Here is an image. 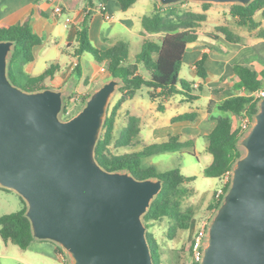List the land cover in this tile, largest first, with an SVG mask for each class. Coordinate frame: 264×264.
<instances>
[{"label":"water","instance_id":"water-1","mask_svg":"<svg viewBox=\"0 0 264 264\" xmlns=\"http://www.w3.org/2000/svg\"><path fill=\"white\" fill-rule=\"evenodd\" d=\"M247 6L253 0H156ZM15 43L0 40V188L25 203L36 240L56 244L69 264H154L143 215L163 187L159 177L106 170L95 157L109 102L120 85H99L61 120L68 88L27 91L8 75ZM244 149L206 226L198 264H264V97Z\"/></svg>","mask_w":264,"mask_h":264},{"label":"trees","instance_id":"trees-1","mask_svg":"<svg viewBox=\"0 0 264 264\" xmlns=\"http://www.w3.org/2000/svg\"><path fill=\"white\" fill-rule=\"evenodd\" d=\"M83 2V19L80 21L75 35V43L72 46V56L77 60L88 53L97 63L103 65L110 78L119 80L117 88L119 98L107 113L102 134L95 148V157L98 162L108 171L126 170L139 179L155 176L163 181V187L150 204L149 209L143 215V221L148 229L155 222L161 219H168L167 238L171 240L176 231L188 230L194 218L195 211L191 206L182 208V199L191 195V190L187 185L195 177L184 175L179 168H172L166 171H157L155 166L143 165V161L149 157L165 152L190 153V145L180 142L177 136H169L167 140L142 144L140 134V116L133 113L127 114L126 124L114 136L115 118L117 111L123 102L133 97L137 90L146 87L151 98H170L176 94H183L187 100H195L198 95L191 92L192 82H187L179 77L183 54L187 45L197 41L200 36L217 39L223 35L228 41L235 40L236 37L226 26L216 27V32H203L196 28L200 21L206 16L194 12H178L174 9L176 5L162 7L155 1V12L150 16L142 18V27L147 33H161L158 42L145 36L140 46V50L131 59L129 56V44L124 40L115 41L109 48L100 49L95 47L89 39V23L93 14L94 4L92 0H80ZM122 10H127L136 0H116ZM210 3H201L206 10ZM264 6V0H253L247 6L231 4L229 15L238 25L253 29L257 26L254 20L255 14ZM103 13L104 11L101 10ZM264 15V14H263ZM0 40H11L15 43L13 51L9 57V78L17 86L27 90H39L45 88V80L52 79L59 70V65L53 63L49 65L41 74L31 76L25 73L16 64L23 65L33 59V47L40 44L43 38L32 32L27 23L0 26ZM206 54L195 63L197 76L204 80L207 73L203 67ZM258 61V57H250L234 64L233 71L238 78V82L233 87L235 90H242L243 94H232L221 100L209 99L206 109L209 118L216 121L210 133L204 136L206 150L212 155L210 165L202 170L205 177L222 179L223 175L230 171L235 161L242 155L238 147L243 132L237 126L233 128L231 116L243 118L252 115L257 111L259 99L252 94L262 86V80L258 79V72L252 62ZM132 63V65H131ZM142 69V72L139 71ZM75 79L82 76V68L77 62L73 68ZM264 76V70L261 71ZM84 84L88 80H83ZM201 86H199L200 90ZM89 94L83 97L82 103ZM69 100L70 97H67ZM66 103L62 113L66 112ZM159 111L162 107L158 106ZM195 112H187L172 118L173 122L194 120ZM115 147L132 148L141 146L139 150L119 155L113 154L109 145ZM229 183L221 185L219 198L215 193L209 207L214 210L220 204L222 195L227 190ZM7 192L10 190L2 189ZM22 201V207L10 213L0 215V237L4 241H9L22 249H25L35 239L32 236L29 220L25 216L26 206ZM148 242L154 264H160L161 253L155 238L147 231ZM192 248V241H191ZM190 248V251H191ZM57 252L63 257L64 253L59 247ZM191 264H198L192 261Z\"/></svg>","mask_w":264,"mask_h":264},{"label":"crops","instance_id":"crops-1","mask_svg":"<svg viewBox=\"0 0 264 264\" xmlns=\"http://www.w3.org/2000/svg\"><path fill=\"white\" fill-rule=\"evenodd\" d=\"M92 2L94 11L90 19L88 33L91 43L97 48L107 49L117 40L128 42L127 37L130 35L136 36L141 46L143 32L146 37L152 39L159 38L162 35L161 33H147L142 27V18L155 12L154 0H136L127 10H122L116 0H92ZM56 6H60L62 9V13L59 15L54 13ZM83 6L84 4L80 0H0V26L27 23L32 32L43 38L40 44L33 47L32 61L23 64L24 72L36 76L53 63L59 65V70L52 79L45 80L46 87L53 89L68 88L65 84L70 78H74V74L71 72L74 62H78L82 68L81 79H86L88 82L92 79L89 78L83 66V56L80 60L72 56L76 30L84 15ZM101 8H104V11L111 15L110 20L103 18ZM221 10V8H213L207 11L206 22L209 23V27L205 32L213 31V28L218 24L226 25ZM263 14L264 6L254 16L257 26L253 29L241 25L234 29L226 25L228 30L236 37L235 40L228 41L223 35H219L217 39L200 36L197 41L187 45L181 65L186 64L195 73V63L203 54H206L203 67L207 77L202 80L196 74L198 79L190 81L194 89L191 94L198 95L197 99L187 100L183 94H176L170 98H151L150 89L141 87L132 98L123 102V104L127 103L126 110L130 107L131 111L140 112L138 107H143L149 102H157V107L159 105L162 107V111L158 109L161 116L156 121L148 119L142 125L140 121V135L143 136V139L140 138V140L143 144L158 143L167 140L169 136H177L180 142L190 145V148H188L190 153L182 152L181 154L195 157L197 163L201 164L203 169L211 164L212 155L206 150V141L202 148L199 149L197 146L198 139H204V136L210 133L216 124L215 120L209 118L206 109L209 99L221 100L232 94H243L242 90H233L238 82L233 66L237 62L250 57L256 56L263 62L253 60L252 65L258 72V79L262 80V86L264 85V76L261 74V71L264 70ZM101 20L107 22L110 26L103 28ZM222 21L223 23L220 24ZM156 41L158 42V39ZM134 55L130 58L132 59ZM66 57L70 59L69 62H67ZM60 60H64V69L59 64ZM96 65V70L99 71L103 67L101 64L96 63ZM139 71H141L140 68ZM94 74L96 73L94 72ZM47 81L50 82V85H46ZM195 84L197 87H194ZM199 86H201L200 90L198 89ZM202 98L204 104L199 107L197 104ZM167 112H170V114L164 116ZM187 112H195V119L172 121V118ZM231 118L233 128H236L240 118L237 116H231ZM217 180L220 186L221 180ZM218 188H214V190ZM203 219L200 220L198 217L194 224L191 222L189 229L192 230L193 235L200 227ZM3 246L4 256L20 264H63V258L57 252L58 246L51 241L35 239L27 248L22 249L9 241L3 240Z\"/></svg>","mask_w":264,"mask_h":264},{"label":"rangeland","instance_id":"rangeland-1","mask_svg":"<svg viewBox=\"0 0 264 264\" xmlns=\"http://www.w3.org/2000/svg\"><path fill=\"white\" fill-rule=\"evenodd\" d=\"M156 1V0H154ZM174 9L178 12H194L198 14H204L207 18V11L213 8H221L220 11L222 13L223 18H225L224 24L231 26L232 28L236 29L240 25H238L235 20L229 15L230 4H214L210 3L206 7V10L201 6L199 2H192V1H183L177 4ZM172 6V5H171ZM228 13V14H227ZM226 15V16H225ZM206 18L203 21H200L196 26L197 29L204 31L209 27V23L206 22ZM224 20V19H223ZM223 21L220 23L222 24ZM101 24L103 28H107L110 25L101 20ZM226 25H217L213 28V31L216 32V27L218 26H226ZM227 27V26H226ZM154 40L159 39L158 37L153 38ZM127 41L129 42V54L130 57L136 54L140 50V42L137 40L136 36H128ZM67 62L70 61L69 58L66 57ZM59 64L61 65L62 69H64V60H60ZM17 67L21 68L23 71V65L20 63L16 64ZM83 66L87 71V75L89 78H92L88 84H84L83 79H75L70 78L67 81L66 87H68V91L64 94V102L66 103V112L63 114L62 112L59 114L61 120L68 119L75 114H77L80 109L82 108L83 104L82 100L87 94H91L94 89H96L102 83L108 81L110 76L107 72H100L97 69L96 62L92 59V57L86 53L83 55ZM73 73V70H71ZM94 72L96 74H94ZM142 72V69H141ZM180 78L184 79L185 81H196L198 77L193 69L189 68L186 64L181 65L180 70ZM46 85H50V82L47 81ZM118 88V87H117ZM205 92V91H204ZM203 92V93H204ZM67 97H70L68 100ZM119 98V93L116 89V92L112 96L108 111L111 107L115 104L117 99ZM85 102V101H84ZM126 104L122 103L120 108L117 111V115L115 118V128H114V136L116 137L119 133V130L126 124L127 121V114L132 112L134 114H138L140 116L141 125L147 122L148 119L150 120H157L159 116H161V112L158 111L157 102H149V104L143 105V107H138L139 111H131L132 109L126 110ZM204 104V99H200L198 101V106ZM188 109V108H186ZM188 111V110H187ZM170 112L164 114V116H168ZM139 138L143 139V136L139 134ZM141 141V140H140ZM142 142V141H141ZM205 143L203 138L198 139L197 146L198 148H202ZM143 143H141L142 145ZM141 146H135L132 148H123V147H115L114 144L109 145L110 151L115 154H123L132 152L135 150H139ZM242 154H244V149L240 148ZM143 165H152L155 166L157 171H166L172 168H179L181 172L186 176H193L195 179L187 185V188L191 190V195L187 198L182 199V208L191 206L194 211L195 215L192 220V224H194L198 217L200 220L203 218L213 215L215 210L209 207L211 203L212 197L217 188L222 185V181L220 182V186L218 180L215 178H208L202 174V166L201 164L197 163L195 157L188 155V154H181L179 151L175 152H165L161 154L154 155L149 157L143 161ZM22 199L13 191L7 192L5 190L0 189V215L4 213H10L13 211L18 210L22 207ZM25 204V203H24ZM169 226L168 219L164 218L157 222H155L151 227L147 229V231L155 238L158 243L159 251L161 253L160 257V264H191V241L193 239V232L192 230H180L178 229L174 235V237L169 240L167 238V228ZM4 246L3 240L0 237V264H20L16 261H13L11 258L5 257L3 254ZM8 254L10 252H7ZM65 256V255H64ZM63 258V257H62ZM64 261V259H63ZM65 262L70 263L67 256H65Z\"/></svg>","mask_w":264,"mask_h":264},{"label":"built area","instance_id":"built-area-1","mask_svg":"<svg viewBox=\"0 0 264 264\" xmlns=\"http://www.w3.org/2000/svg\"><path fill=\"white\" fill-rule=\"evenodd\" d=\"M100 10L104 11V8H101ZM54 13L58 15L61 14L62 13L61 7L56 6L54 8ZM103 18L105 20H110L111 15L104 11ZM75 65H76V62L73 63L72 68H74ZM100 71L104 72L105 68L101 67ZM194 87H197V85L195 84ZM252 95L257 99L263 98L264 97V85L260 87L256 92H254ZM251 122H252V118H250L247 115L240 119L238 127L241 129L243 134L248 130ZM230 177H231V172L227 171L221 179L222 185H224L227 182L229 183ZM221 194H222L221 188H218L215 193L216 198H219ZM210 217L211 215L203 219L200 227L196 230V232L194 233L193 239H192L191 258H192V261L197 262V263H199L202 258V253H203L202 248L205 244V237H206V226H207V223Z\"/></svg>","mask_w":264,"mask_h":264}]
</instances>
